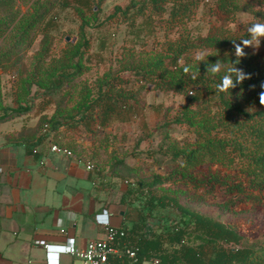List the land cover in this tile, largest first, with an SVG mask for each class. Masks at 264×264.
<instances>
[{
  "label": "trees",
  "instance_id": "16d2710c",
  "mask_svg": "<svg viewBox=\"0 0 264 264\" xmlns=\"http://www.w3.org/2000/svg\"><path fill=\"white\" fill-rule=\"evenodd\" d=\"M16 1L0 0V9L6 12L0 15V34L17 16ZM93 1L98 8L103 2L75 0L79 7L91 9ZM200 8L204 9L208 27L205 34H194L188 24ZM240 11L248 13L251 19L239 29L231 27ZM49 12L50 9H41L39 4L14 26L18 31L17 44L28 42L29 46L39 31L42 38L34 54L33 71L21 80L25 95L19 96L18 105H3L0 95L3 111L0 122L30 111L27 94L33 85L45 94L47 104L51 102V95L64 86L69 87L90 70L85 64L89 44L85 39L83 43H69L59 57L51 54L53 37L47 30L51 24ZM118 13L128 24L133 43L123 45L121 57L115 58L117 69L110 67L93 81L83 83L66 115L58 107L45 123L55 135L65 126L96 137L99 129L113 122L127 123L142 116L145 103L141 92L148 84L154 90L179 95L185 100L184 105L173 120L164 116L163 124L186 125L193 139L173 141L164 150L176 164L169 178L188 186L187 200L204 201L223 190L229 197L225 209L234 214L264 209V105L260 103V94L264 92V40L258 47L245 48L246 56L236 64L251 77L242 84L228 92H216L224 71L218 75L207 73L208 64L217 60L225 69L235 63L233 40L240 43V39H248V26L264 23V0H144L124 9L116 5L108 18ZM137 17L141 20L137 21ZM147 36L154 39L150 48H146ZM137 43H142L139 49L135 47ZM201 54L210 56L207 61L199 62L197 56ZM17 62V57L12 59L5 53L0 54V66L6 71ZM185 68L189 69L187 73ZM126 72L129 77L122 75ZM194 74L196 79H192ZM24 130L13 132L16 137L12 138L13 133H8L5 138L22 140ZM115 167L116 163H109V171L118 174ZM162 182L156 177L147 183V191ZM191 189L195 193H190ZM130 192L128 188L123 202ZM168 205L179 212L176 220L159 225L148 222L154 209ZM147 210V213L140 208L134 213L125 210L124 220L131 222V226H121L126 230L121 241L135 250V257L122 252L111 259L112 264H264V243L249 244L245 219L224 222L192 209L169 194L151 195Z\"/></svg>",
  "mask_w": 264,
  "mask_h": 264
},
{
  "label": "rangeland",
  "instance_id": "374dc122",
  "mask_svg": "<svg viewBox=\"0 0 264 264\" xmlns=\"http://www.w3.org/2000/svg\"><path fill=\"white\" fill-rule=\"evenodd\" d=\"M143 1L103 0L99 8L93 1V9L79 7L75 0L16 1L14 11L17 12V16L0 34V54L5 53L7 58L14 59L17 57L18 59L17 64L7 71L0 66V95L3 105L16 107L19 103V96L25 95L24 91H21V80L33 71L34 54L40 47L42 33L39 31L29 46L27 45L28 42L20 45L16 43L18 31L14 29V26L23 15H30L39 4H41V9H50L51 24L47 30L53 37L51 54L59 57L69 43H83L85 39L89 43L84 55L85 58L88 56L85 64L90 67L89 71L77 77L69 87L64 86L51 95V102L47 104H45L47 99L45 94H42V90L33 85L27 94L29 95L27 102L31 105L30 111L15 117L16 123L22 121L20 118L23 121L33 120V125L29 126L28 130L24 126L22 129L25 130L21 134H40L45 122H48L58 107L62 110L61 113L66 115L65 113L77 99L78 91L83 83L93 81L110 67L113 70L117 69L115 58L121 57L123 45L130 46L133 42L130 41L128 24L123 16L120 13L113 18H108V16L114 11L116 5H120L124 9L133 3L139 4ZM4 13L6 12L0 9V15ZM250 19L251 16L248 13L240 11L237 22L231 24V27L239 29ZM140 20L141 18L137 17V21ZM206 21L204 9L200 8L188 26L194 34L198 32L205 34L208 27ZM66 36H70V40H66ZM74 37L76 38L75 41H73ZM160 37L161 34H158V38ZM146 40V48L154 45L152 36H147ZM141 44L137 43L135 47L139 49ZM16 45L20 46L16 47ZM122 75L129 77L130 74L126 72ZM141 94L142 102L145 103L142 116L138 115L127 123L113 122L110 126L99 129L96 137L87 136L82 134L81 130L69 129L64 126L59 129L55 138L56 142L71 146L78 153L86 154L90 160L98 164L108 167L109 163H116L114 171L122 176L128 188L131 189L123 203L127 213H134V210L138 208L147 213L148 199L151 195L169 194L177 197L179 201L192 209L220 218L224 222L233 223L238 219L247 220L246 235L249 244H263L264 209H252L246 213L234 214L225 209L229 197L223 190H218L215 194L207 196L204 201L187 200L185 191H188V186L179 180L175 181L169 178L168 175L174 171L176 164L164 150L173 141L181 142L183 139H193V134L186 125H179L174 122H171L170 125H164V116H168L167 120H173L177 112L181 110L185 100L171 92L154 90L150 84ZM2 112L0 109V113ZM25 124L27 125V122ZM13 132L17 131L7 132L4 136L6 137L8 133ZM14 133L11 138L16 137ZM82 144H86L89 152L86 153L82 150ZM156 177L161 178L163 182L147 191V183H151ZM189 192L195 193V190L191 189ZM178 217L177 209L168 205L165 208L154 209L152 215L148 216V222L158 225L159 223L168 224L170 220H176ZM126 221V225L130 227L131 222ZM121 253L122 250L120 249Z\"/></svg>",
  "mask_w": 264,
  "mask_h": 264
},
{
  "label": "crops",
  "instance_id": "0c3cea01",
  "mask_svg": "<svg viewBox=\"0 0 264 264\" xmlns=\"http://www.w3.org/2000/svg\"><path fill=\"white\" fill-rule=\"evenodd\" d=\"M20 119L0 124V162L7 166L0 183V264H43L46 249L39 241L63 245L70 239L83 248L89 240L103 238L106 226L97 219L103 211L111 225L126 224L128 185L122 176L95 161L96 170H89L84 162L51 152L48 133L6 140L5 133L33 125L32 119ZM81 148L89 152L86 144ZM58 258L59 264H81L70 253Z\"/></svg>",
  "mask_w": 264,
  "mask_h": 264
},
{
  "label": "built area",
  "instance_id": "2783aa9c",
  "mask_svg": "<svg viewBox=\"0 0 264 264\" xmlns=\"http://www.w3.org/2000/svg\"><path fill=\"white\" fill-rule=\"evenodd\" d=\"M41 133H48L50 138L48 140V147L51 152L75 158L79 162H84L87 169L96 170L97 164L94 161H90L84 156L76 154L70 147L56 142L54 140V132L50 129L48 123L44 124ZM6 171L7 166L0 162V183L4 181ZM97 219L106 226L105 236L89 240L83 248L75 247L70 239L63 245H52L39 241L38 244L43 245L46 249V259L43 264H59L58 257L61 252L70 253L79 258L81 264H112L111 259L120 254V249L130 258L135 257V250L128 246L127 243L121 241L125 236L126 230L123 227L111 225L106 211L99 214Z\"/></svg>",
  "mask_w": 264,
  "mask_h": 264
},
{
  "label": "clouds",
  "instance_id": "9594fccd",
  "mask_svg": "<svg viewBox=\"0 0 264 264\" xmlns=\"http://www.w3.org/2000/svg\"><path fill=\"white\" fill-rule=\"evenodd\" d=\"M247 32L248 39H240V43H236L235 40H233L235 56L237 57V60L235 63H232L231 67L225 69L220 60H217L215 63L208 64L207 73L218 75L222 70L224 71V75L221 77L220 83L216 85V92H228L229 90L235 88L238 84H242L246 79L251 78L250 74L245 73L243 69L236 67V64L240 62V58L246 56L244 51L245 48L258 47L261 40H264V23H251L248 26ZM209 56L205 57L203 54H201L197 56V60L199 62L207 61ZM188 71V68L184 69L185 73ZM196 78V74H194L192 79ZM260 103L264 105V92L260 94Z\"/></svg>",
  "mask_w": 264,
  "mask_h": 264
},
{
  "label": "water",
  "instance_id": "95a60500",
  "mask_svg": "<svg viewBox=\"0 0 264 264\" xmlns=\"http://www.w3.org/2000/svg\"><path fill=\"white\" fill-rule=\"evenodd\" d=\"M66 40H70V36H66ZM75 40H76V38L74 37L73 41H75Z\"/></svg>",
  "mask_w": 264,
  "mask_h": 264
}]
</instances>
